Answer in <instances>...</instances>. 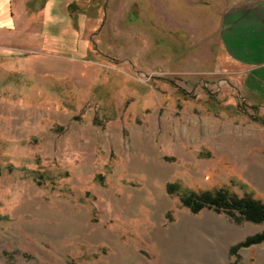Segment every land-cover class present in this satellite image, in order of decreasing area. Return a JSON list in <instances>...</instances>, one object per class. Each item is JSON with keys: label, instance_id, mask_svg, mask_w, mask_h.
I'll return each mask as SVG.
<instances>
[{"label": "rangeland", "instance_id": "374dc122", "mask_svg": "<svg viewBox=\"0 0 264 264\" xmlns=\"http://www.w3.org/2000/svg\"><path fill=\"white\" fill-rule=\"evenodd\" d=\"M22 3L0 0V264H264L232 253L264 224L168 192L264 201V33L224 32L264 0Z\"/></svg>", "mask_w": 264, "mask_h": 264}, {"label": "trees", "instance_id": "16d2710c", "mask_svg": "<svg viewBox=\"0 0 264 264\" xmlns=\"http://www.w3.org/2000/svg\"><path fill=\"white\" fill-rule=\"evenodd\" d=\"M169 193L179 195L181 203L192 212L198 213L204 208H211L217 212H226L235 221L241 223L250 221L252 223L264 224V201L254 197L251 192L239 195L228 188L194 191L180 189L178 184L168 185ZM264 242V229L262 232L247 237L244 241L232 248V253L241 247Z\"/></svg>", "mask_w": 264, "mask_h": 264}, {"label": "crops", "instance_id": "0c3cea01", "mask_svg": "<svg viewBox=\"0 0 264 264\" xmlns=\"http://www.w3.org/2000/svg\"><path fill=\"white\" fill-rule=\"evenodd\" d=\"M22 1L23 3L21 4L22 6L21 10L24 11L26 8V4H27V10H28L29 8L33 7L34 2L37 0H22ZM38 7L39 8L37 11H39L38 13H41V11L46 8V4L38 6ZM10 8H11L10 16L11 18H13L15 16V11H13L14 7L11 6ZM256 14H257L256 8L254 7H248V8L245 7L242 10L237 9V11L232 12V14L227 17L229 22L226 21L227 25L224 27V32L226 33L231 32L232 36H237L240 30L245 31V29H248L245 33L249 34L251 33V27H254L253 29H255V32L257 33V35L264 33V14H261L259 17H257ZM259 38L263 39L260 36ZM248 51L250 52V49ZM261 65H264V63L257 64L256 66L258 67ZM248 66H253V65H248ZM256 66H253V67H256ZM253 72H255L254 69L252 72H250L246 76L244 87L246 88V90L259 96L261 99H264V94H263L264 77L262 78L260 75H257L256 72L255 73Z\"/></svg>", "mask_w": 264, "mask_h": 264}]
</instances>
